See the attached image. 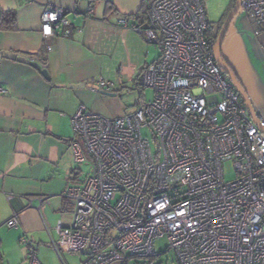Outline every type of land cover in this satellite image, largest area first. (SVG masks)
I'll return each instance as SVG.
<instances>
[{"label": "built area", "instance_id": "1", "mask_svg": "<svg viewBox=\"0 0 264 264\" xmlns=\"http://www.w3.org/2000/svg\"><path fill=\"white\" fill-rule=\"evenodd\" d=\"M203 1L149 0L135 29L159 51L139 74L152 98L116 117L84 105L72 115V157L89 173L62 191L70 219L57 222L58 239L50 240L58 255L88 251L79 264H123L156 256L164 237L175 264H264V108L251 116L222 76ZM240 6L255 35L264 31V0ZM67 24L62 8H43V38ZM90 86L112 92L114 83L97 78ZM6 226L16 227V216ZM20 243L28 264H41L26 235Z\"/></svg>", "mask_w": 264, "mask_h": 264}, {"label": "crops", "instance_id": "2", "mask_svg": "<svg viewBox=\"0 0 264 264\" xmlns=\"http://www.w3.org/2000/svg\"><path fill=\"white\" fill-rule=\"evenodd\" d=\"M143 2L0 0V14L12 11L16 18V29H0V53L15 55L0 57V264H28L22 235L41 264H67L61 253H75L58 255L50 245L58 239L57 222L66 225L70 219L62 191L80 182L71 117L82 105L105 117L125 114L106 106L107 98L86 84L103 78L114 83L113 92L137 86L142 68L158 58V48L135 29L143 26L137 21ZM50 5L64 10L68 24L43 38L40 15ZM17 57L37 62L48 79ZM77 83L85 86H65ZM13 216L17 226L7 227Z\"/></svg>", "mask_w": 264, "mask_h": 264}, {"label": "rangeland", "instance_id": "3", "mask_svg": "<svg viewBox=\"0 0 264 264\" xmlns=\"http://www.w3.org/2000/svg\"><path fill=\"white\" fill-rule=\"evenodd\" d=\"M234 3V0L203 1L206 19L214 34L232 10ZM253 30L254 27L250 22L247 10L240 6L224 35L221 54L222 58L232 67L253 107L261 110L264 108V31L255 35ZM222 76L227 78L224 72H222ZM114 93L115 96L102 95V98H107L105 105L112 108H123L125 114L132 112L139 101L148 100L153 96V91L150 88L136 85L116 89ZM146 132V129L143 130V133ZM77 169L78 177L76 181L79 182L88 175L89 166L79 162ZM223 169L226 180L234 178L230 162H224ZM166 243L164 237L159 238L156 241V256L152 258L130 257L126 264H175V262H171L170 253L164 251ZM61 254L67 264L72 260L83 259V256L79 253L67 252Z\"/></svg>", "mask_w": 264, "mask_h": 264}, {"label": "water", "instance_id": "4", "mask_svg": "<svg viewBox=\"0 0 264 264\" xmlns=\"http://www.w3.org/2000/svg\"><path fill=\"white\" fill-rule=\"evenodd\" d=\"M240 3H241V0H235V3H234L232 10L226 16L224 22L222 23V25L218 31V34H217L216 39H215V45H214V56H215V60H216L217 65L220 67L222 72L226 73L227 78L235 86V88L237 89L238 93L240 94L245 106L247 107L249 113L251 114V116H253V109H254L253 105L251 104V102H250L245 90L243 89L241 83L239 82L235 72L232 70V68L229 66V64L222 58V54H221V45H222V41L224 39V35L226 33V30L228 28V25H229L231 19L233 18L235 13L238 11V9L240 7ZM1 56L7 57V58H12V59L15 58L14 54H11L8 52L0 53V57ZM16 59L20 62L29 63L31 66H33L37 69H41L42 75L46 79H48V74H47L46 69L41 68V66L37 62H35L34 60H29L27 58H22V57H17ZM65 86L67 88H83L85 85L83 83H77V84H66ZM86 86L91 87L90 84H86ZM99 93L102 95H106V96H115V93L113 91L109 92V91L101 90ZM261 131L264 133V129H261ZM81 254H83V255L88 254V251H82Z\"/></svg>", "mask_w": 264, "mask_h": 264}, {"label": "trees", "instance_id": "5", "mask_svg": "<svg viewBox=\"0 0 264 264\" xmlns=\"http://www.w3.org/2000/svg\"><path fill=\"white\" fill-rule=\"evenodd\" d=\"M148 5H149V0H144L143 5H142V8L140 10V13L137 16V21L139 23L143 24V25L145 23V12H146V10L148 8ZM220 27H221V24L219 25V28H218L217 32L214 34L212 32L211 28H210L209 22L207 21V31H208V34L212 35L215 39H216V36L218 34V31H219ZM0 29L1 30H13V29H16V18H15L14 12H12V11L1 12V14H0ZM136 84H137V86H140L139 81ZM150 258H152V257H150ZM127 260H125L123 262V264H126Z\"/></svg>", "mask_w": 264, "mask_h": 264}]
</instances>
